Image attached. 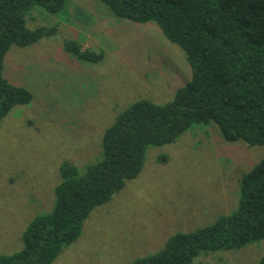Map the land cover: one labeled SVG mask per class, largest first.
Listing matches in <instances>:
<instances>
[{
    "label": "rangeland",
    "instance_id": "1",
    "mask_svg": "<svg viewBox=\"0 0 264 264\" xmlns=\"http://www.w3.org/2000/svg\"><path fill=\"white\" fill-rule=\"evenodd\" d=\"M26 26L53 31L11 45L4 57L3 76L31 100L1 118L0 256L19 251L28 223L53 209L65 162L83 172L103 157V133L120 113L139 100L171 101L191 75L182 49L156 23L119 18L101 0H66L54 14L34 5ZM67 42L100 60L80 58ZM263 157L262 146L226 141L215 122L148 145L137 176L91 210L50 264H130L157 252L172 234L234 211L241 176ZM262 255L264 238L201 253L193 264H257Z\"/></svg>",
    "mask_w": 264,
    "mask_h": 264
},
{
    "label": "trees",
    "instance_id": "2",
    "mask_svg": "<svg viewBox=\"0 0 264 264\" xmlns=\"http://www.w3.org/2000/svg\"><path fill=\"white\" fill-rule=\"evenodd\" d=\"M117 17L153 21L179 46L191 75L161 105L139 100L120 113L102 136L103 157L83 172L65 162L53 209L33 218L19 251L0 264H50L80 234L91 210L111 199L140 172L148 145L173 142L193 125L215 122L229 142L264 147V0H101ZM66 0H0V124L31 94L3 76L11 45L28 46L53 29H29L34 5L58 13ZM72 42L68 51L96 62L101 54ZM264 238V157L239 181L238 205L195 231L176 232L157 252L130 264H193L201 253L239 249ZM257 264H264V255Z\"/></svg>",
    "mask_w": 264,
    "mask_h": 264
}]
</instances>
